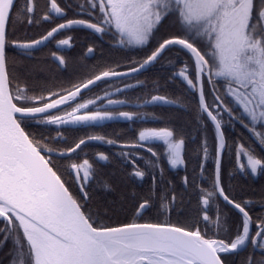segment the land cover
Returning <instances> with one entry per match:
<instances>
[{
	"label": "snow or ice",
	"instance_id": "obj_1",
	"mask_svg": "<svg viewBox=\"0 0 264 264\" xmlns=\"http://www.w3.org/2000/svg\"><path fill=\"white\" fill-rule=\"evenodd\" d=\"M16 5L17 0H0V248L11 242L9 264H226L224 257L235 253L246 242L254 250H261V255L257 258L253 252L243 264H264V213L254 219L249 211L254 201L237 200L226 190L222 179L223 155L225 150L231 151L224 132L225 123L239 122L264 148V0H81L76 15L87 16L86 19H67L36 39L9 40L10 20L38 25L63 18L67 8L72 7L71 4L61 6L60 0H46L47 10L37 17V0H21L20 7ZM169 17L179 26L180 35L163 39L146 58H130L123 64L105 67L85 82L69 81V87L55 84L29 87L14 83L16 77L9 71V46L30 53L59 32L79 26L100 36L111 34L114 47L142 48ZM71 41L72 37L60 39L57 46L71 48ZM175 46L188 54L189 61L169 79L179 78L197 96L199 125L205 130L209 122L213 126L214 148L206 136L199 146L202 180L208 162L214 161L212 173L207 177L211 181L210 189L197 185L198 203L202 207H198L200 215L188 226L138 222L108 226L100 221V210L93 212L89 202L95 179L94 163L108 161L109 156L99 153L95 162L89 158L72 162L64 166V172L56 161L71 157L90 141H100L120 148L113 155L126 164L130 162L131 175L143 179L145 171L136 161L144 157L132 149L150 153L155 160L145 161V166L160 168L162 172L158 153L148 145L162 141L166 145L168 164L176 168L185 165V138L177 139V133L169 127L144 128L135 143H118L103 135H88L73 147L58 151L50 144L66 140L62 131L52 136L50 132L28 129L98 126L116 119L141 118L145 114L105 108V104L130 103L126 99L110 98L113 93L109 91L86 102L76 103V100L98 82L134 79ZM92 54L94 47L89 46L86 55ZM52 56L61 68H66L68 60L64 56L56 52ZM206 83L210 86L211 102L205 92ZM144 84L143 80H135L115 88L114 92L124 93ZM155 90L159 92V86ZM97 103L100 107L91 110L90 106ZM143 103L179 106L178 101L160 94L152 95ZM71 104L75 107L70 111L53 114ZM151 118L158 119L155 114ZM235 157L241 174L247 175L250 170L255 175L258 169H264V156L257 154L251 145L237 142ZM64 175L70 179H63ZM73 183L77 192L70 190ZM183 183L188 185L187 176ZM103 190L113 189L105 183ZM152 199L149 195L138 203L137 217L151 207ZM218 199L239 213L240 224L235 229L219 203L215 214L210 215L209 208ZM176 202L174 192L171 196L165 194L161 208L170 214ZM258 203L264 208V197Z\"/></svg>",
	"mask_w": 264,
	"mask_h": 264
},
{
	"label": "trees",
	"instance_id": "obj_2",
	"mask_svg": "<svg viewBox=\"0 0 264 264\" xmlns=\"http://www.w3.org/2000/svg\"><path fill=\"white\" fill-rule=\"evenodd\" d=\"M20 4L21 0H17L16 7L19 8ZM13 15L15 16V9L13 10ZM36 31L40 32L41 29L38 27L30 30L26 23L20 24L11 20L8 24L9 40H21L24 37L27 38L28 35H32L31 38H34L33 35L36 34ZM180 34L179 26L172 21V18L169 17L168 19H165L146 47L124 50V63L130 58H146V56L149 55L151 51L163 41V39L169 38L172 35ZM7 55L9 57V71L16 77V81H14V83H19L20 85L27 84L31 87L33 85L44 84L46 82L49 86L53 84L59 86L60 80L54 76L52 73L53 68L48 62H44V64H42V62L37 59L28 60L26 59L27 57L18 53V58H16L15 61H11L12 53L9 48ZM188 61V54L179 48L171 47L167 49L154 67L148 70L156 72L153 78L155 84L151 87L152 90L150 93L142 92L139 99H136L140 101L146 96L160 94L167 96L171 100L178 101L179 104L186 108V111H181V109L176 108H171L170 110H172L171 118L174 122H176L175 125L178 127L173 129L177 133L176 138L180 139L183 137L186 140L183 156L185 159L184 174L188 177L189 181L187 188L183 190L181 187L177 188L174 184L175 187L172 193L174 192L176 194L177 202L169 215H167V211L161 208V203L162 198L165 194L169 195L170 191L163 190L160 193L162 196L159 197L157 195L153 197L151 207L143 212L141 216L137 217L135 215V208L138 206V203L143 198L149 195L152 196L153 192L150 190H141L139 191V194H136V192L130 188L125 189L119 180L118 174H116L117 166L112 161L109 166H106L108 167L107 169L109 172H103L101 176H97L94 182H92L94 184H92L90 189L92 200L89 202V206L92 208L93 212L97 209L100 210V221L102 223H106L108 226L131 222L173 223L179 226H188L193 224L195 219L200 215L198 207L202 206L198 203L200 193L197 185L210 189L211 181L208 180L207 177L212 173L214 161L210 160L208 162L204 173L205 179L202 180L199 176V166L202 159V151L199 150V146L202 138L206 136L209 144L214 148L213 126L209 122L207 129L205 130L199 125L197 120V96L190 92L187 86L179 78L168 81V78H170L173 74V71L180 69L181 66ZM38 71H42L43 74L38 73ZM147 78L148 76L143 77L144 80ZM157 86H159V92L155 90ZM205 92L209 102H211L209 85L207 84H205ZM225 119L227 118L225 117ZM28 130L44 131L45 133L50 132L48 129H38L34 126L30 127ZM224 132L231 151L225 150L223 155V185L231 195L235 196L237 200L252 199L254 201V203L249 206V211L255 219L257 215L264 213V208H261L258 203V201L264 197V169H258V172L255 175H252L250 170L247 175L241 174L236 168L235 144L238 142L244 144L245 146L251 145L253 146L254 151L260 156H264V148L254 141L250 134L237 121L225 123ZM192 137H194V140H192ZM54 145L55 143L50 144V146ZM87 147L97 146L95 144H89ZM114 150L117 151L119 149L116 148ZM57 162L58 160L56 163ZM244 162L246 163V161ZM230 172L233 173L231 177L229 176ZM62 178L64 179V177ZM105 183L110 184L113 190L104 191L103 185ZM156 194H158V192H156ZM217 203H219L220 210L227 215L229 224L232 225L233 229H235V227L240 224V215L236 210L225 205V203H223L220 199L212 202V205L209 208L210 215L215 214ZM105 209H107L106 214L104 213ZM136 218L137 220H135ZM201 227H203V225H201ZM255 230V226L253 225V234L255 233ZM11 247V242H9L3 248H0V264H9V249ZM253 252H255L257 258L260 257L261 253L254 250L251 244H249L241 252L227 255L224 259L227 264H243L245 259Z\"/></svg>",
	"mask_w": 264,
	"mask_h": 264
},
{
	"label": "flooded vegetation",
	"instance_id": "obj_3",
	"mask_svg": "<svg viewBox=\"0 0 264 264\" xmlns=\"http://www.w3.org/2000/svg\"><path fill=\"white\" fill-rule=\"evenodd\" d=\"M60 3L61 6L65 7L68 4L72 5L71 8H67L66 16H64L63 18H53L51 21H42L38 25L33 24L32 26H29L30 30L39 27L41 31H36V34L33 35L34 38H31L32 35H28L27 38L24 37L21 40H29L30 38L36 39L42 35H45L46 32L52 27H54L56 24L62 23L67 19L87 18V16L76 15V12L78 11L77 5L81 3V0H60ZM46 10V0H37L36 16H41ZM67 37H72V47L63 49L59 48L57 46V42L60 39H64ZM113 45L114 41L112 39L111 34L100 36L98 34L93 33L91 30L80 28L79 26H77L71 30H64L59 32L54 36V38L48 41L47 44L38 49L31 50L30 53L22 52L21 50L12 48L11 46H9V49L12 53L11 61H15V59L18 58V53L27 57L26 59L28 60L37 59L38 61L42 62V64H44V62H48L53 68L52 73L56 78L60 80L59 86L69 87L70 85L67 83L69 81H71L72 84L85 82L92 75L98 74L100 71L104 70L105 67L123 64L125 61V49L114 47ZM89 46L94 47V54L90 56L86 55V50ZM53 52H56L57 55L64 56L68 60L66 68H61L58 65V61H56L52 56ZM154 65L151 66L148 70L152 69ZM148 70L144 71L143 73H140L134 79L125 78L123 82H121L120 80L98 82L95 86L83 91L80 97L76 100V103L86 102L88 99H95L96 96H102L105 91H109L113 93L110 98L126 99L130 103L128 105L123 106H109L105 104V108H109L117 112H140L142 114H145L144 116L133 121H125L120 119L106 121L98 126L65 127L64 129H56L55 127H53L48 129L50 130L51 135L55 136L57 131H62L66 136V140L63 143L56 142L55 145L51 147L57 149L58 151H62L65 150L67 147H73L75 142H77L80 138H85L88 135H103L106 139L117 140L118 143H135L138 141L139 131L143 130L144 128L169 127L173 130L175 127H177L175 125L176 122H174V120L171 118L172 110L170 109L176 108L181 109V111H186V108L181 104L179 107L142 105L143 101L149 100L151 96L155 94L146 96L140 101L136 100L139 99L140 94L142 92L150 93V91L152 90L151 87H153L155 84L153 78L156 72ZM178 71L179 69L174 70L173 73ZM143 75L148 76V78L144 80ZM135 80L145 81L144 86L136 87L135 89H129L124 93L114 92L115 88L123 87L124 83H134ZM170 80L171 79L168 78V81ZM44 84H46V82ZM72 107H75V104L62 107L59 112H53V114H63L65 112L70 111ZM99 107L100 105L99 103H97L96 105L90 106V109L97 110ZM152 114H155L158 119L153 120L151 118ZM192 140H194V137H192ZM89 144H95L97 147H87V145ZM148 146L152 147L153 150L158 153L159 164L163 171L161 172L160 168L145 166V161L155 160V158L151 157L150 153L139 148L132 149L131 151L138 153L139 155H142L144 157L143 160L136 161L137 166H139L142 170L145 171V176L143 177V179L136 178L131 175L133 171V166L130 162L126 164L122 158L113 155L114 153H118L119 151H121L120 148L115 147L113 145H108L106 143L104 145L100 143L89 142L71 157L63 160H58L57 164L60 168V171L64 172V166L72 162H80L84 158H89L91 161L95 162L98 154L104 153L109 156V160L94 163L95 179L97 176H101L103 172H109V170L107 169L108 167L106 166H109L113 161L117 166L116 174H118L121 184L124 186L125 189L130 188L135 191L136 194H139V191L141 190H150L151 192H153L152 197H155L157 195L161 197L162 194L160 193L163 190H166L170 191L169 196H171L172 191L175 187L174 184L177 188L181 187V189L185 190L187 188V186H185V184L183 183V178L186 176L184 174L185 165L172 168L168 164L166 145H164L162 141L153 142ZM116 148L119 150L115 151L114 149ZM125 151H128V149H125ZM72 175L74 176L75 174L73 173ZM63 177L65 180L70 179L68 175H64ZM153 177H155V183L153 182ZM94 180L92 182H94ZM70 190L74 192L78 191L77 186L74 183L70 186ZM156 192H158V194H156ZM167 215H169L168 212ZM135 220H137V218Z\"/></svg>",
	"mask_w": 264,
	"mask_h": 264
},
{
	"label": "water",
	"instance_id": "obj_4",
	"mask_svg": "<svg viewBox=\"0 0 264 264\" xmlns=\"http://www.w3.org/2000/svg\"><path fill=\"white\" fill-rule=\"evenodd\" d=\"M46 44H47V42H46ZM42 47V46H41ZM176 48H179L178 46H175ZM38 48H40V47H38ZM38 48H36V49H38ZM171 48V47H170ZM180 49V48H179ZM33 50H35V49H33ZM181 50V49H180ZM186 53V52H185ZM187 54V53H186ZM143 73V72H142ZM184 83V82H183ZM185 84V83H184ZM210 87V86H209ZM198 99V98H197ZM150 100V99H149ZM179 104V103H178ZM142 105H145L144 103H142ZM167 106H172V107H179L180 106V104H179V106H177V105H167ZM62 108V107H61ZM239 123V122H238ZM244 129L250 134V136H251V138L253 139V136H252V134L249 132V130L247 129V128H245L244 127ZM254 140V139H253ZM254 141H256V140H254ZM90 142H95V143H100V144H104L105 145V143H102V142H100V141H90ZM257 142V141H256ZM258 143V142H257ZM259 144V143H258ZM116 147V146H115ZM222 202H223V200L222 199H220ZM224 203V202H223ZM138 223H148V222H138ZM118 225H120V224H118ZM118 225H112V226H118ZM252 230V229H251ZM250 242H246V244L244 245V246H242L240 249H238L235 253H233V254H236V253H238V252H240V251H242L243 249H245L247 246H248V244H249ZM256 251H258V252H260L261 253V250H256ZM226 261V260H225ZM226 264H227V262H226Z\"/></svg>",
	"mask_w": 264,
	"mask_h": 264
},
{
	"label": "rangeland",
	"instance_id": "obj_5",
	"mask_svg": "<svg viewBox=\"0 0 264 264\" xmlns=\"http://www.w3.org/2000/svg\"><path fill=\"white\" fill-rule=\"evenodd\" d=\"M38 73H41V74H43V72L42 71H38ZM246 161V160H245Z\"/></svg>",
	"mask_w": 264,
	"mask_h": 264
}]
</instances>
